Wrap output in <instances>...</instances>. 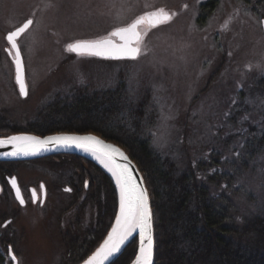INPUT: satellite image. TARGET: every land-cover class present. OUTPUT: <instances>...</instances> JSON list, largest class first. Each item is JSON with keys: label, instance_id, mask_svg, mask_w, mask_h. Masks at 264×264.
<instances>
[{"label": "rangeland", "instance_id": "obj_1", "mask_svg": "<svg viewBox=\"0 0 264 264\" xmlns=\"http://www.w3.org/2000/svg\"><path fill=\"white\" fill-rule=\"evenodd\" d=\"M206 2L0 0L2 50L8 45L5 35L32 20L18 40L28 87L24 101L15 100L9 88L15 76L11 59L4 52L0 55V97L8 99V106L16 104L12 106V125L25 132L22 129L27 121L56 94L65 95L80 84L96 88L108 81L116 83L122 74L133 90L151 93L158 110L152 145L160 151L172 153L170 149L179 146V151L192 156L216 138L217 132L241 134L246 125L248 129L264 122V84L259 82L264 78L261 3L217 0L215 8L207 12L201 8ZM155 10L167 11L170 19L155 27L145 23L139 27L144 36L141 54L135 60H104L65 51L69 43L101 38ZM236 111L242 112L235 117ZM72 154L48 155L60 158L64 171H48L49 160L44 159L14 166L26 189L37 186L40 180L51 187L42 208L29 200L21 207L13 199L0 196V219L4 215L12 218L9 227L14 232L11 250L16 264H66L68 241L94 230L100 213L96 198L84 192L79 197L70 196L53 186L56 182L64 186L68 177L76 182L77 175L88 167L83 160L87 157ZM84 180L88 181L86 177ZM251 182L256 184L254 179ZM115 197L116 211V189ZM263 197L260 193L261 201ZM0 250L4 264H14L9 249Z\"/></svg>", "mask_w": 264, "mask_h": 264}, {"label": "trees", "instance_id": "obj_2", "mask_svg": "<svg viewBox=\"0 0 264 264\" xmlns=\"http://www.w3.org/2000/svg\"><path fill=\"white\" fill-rule=\"evenodd\" d=\"M259 1L264 10V0ZM216 5L217 0H208L201 8L211 12ZM259 82L264 84V78ZM114 83L96 88L80 84L65 95L56 94L22 131L37 135L92 131L127 150L150 196L154 264H264V200H260V193L264 196V122L248 129L246 125L241 134L217 132L214 139L219 140H210L192 156L179 151V146L170 149L172 153L160 151L152 145L158 110L151 93L133 90L123 74ZM241 112L236 111L235 117ZM83 160L88 167L77 175L76 190L70 196L84 192L86 177L88 194L96 198L100 213L94 230L68 241L66 264H79L95 250L115 213L111 177L97 163ZM136 249L137 239H133L112 264H123L122 259L129 264ZM0 264H4L1 250Z\"/></svg>", "mask_w": 264, "mask_h": 264}, {"label": "snow or ice", "instance_id": "obj_3", "mask_svg": "<svg viewBox=\"0 0 264 264\" xmlns=\"http://www.w3.org/2000/svg\"><path fill=\"white\" fill-rule=\"evenodd\" d=\"M169 19L170 17L167 18ZM118 38L120 39L119 44L112 39L77 41L67 44L65 51L79 53L86 50L93 56L105 59L135 60L141 54L142 37L133 35L129 39L118 34ZM16 83L20 95L26 96L22 68L17 71ZM72 147L89 153L110 173L117 195V210L114 213V222L111 223L110 230L107 231L106 237L98 247L82 259V264H106L107 261L121 253L122 247L129 241V238L133 237L134 233L138 234V247L134 251V258H129V264H153L154 213L150 196L139 169L120 148L91 134L60 133L43 137L15 134L0 138V149L10 148L9 151H0V156L13 158L34 156L50 148ZM9 184L16 193V199L23 205L24 200L20 194L17 179L10 176ZM84 185L87 189L90 182L86 180ZM41 191H44L43 185H41ZM65 191H70V189L66 188ZM33 202H37L35 190H33Z\"/></svg>", "mask_w": 264, "mask_h": 264}, {"label": "flooded vegetation", "instance_id": "obj_4", "mask_svg": "<svg viewBox=\"0 0 264 264\" xmlns=\"http://www.w3.org/2000/svg\"><path fill=\"white\" fill-rule=\"evenodd\" d=\"M162 12L168 13L167 11H164V10H162ZM29 27H28V29H29ZM6 35H5V39L8 43ZM19 38L17 39V44H18ZM18 48L20 50L19 44H18ZM1 52H4L6 54V56L11 59L13 69H14V64H13L14 52H13V49L10 47V44L8 43V45L6 47H4L3 50L0 48V55H2ZM26 85H27V83H26ZM9 88L15 94V100L17 99L18 102L24 101L28 96V87H27V95L25 97H22L20 95L18 85L15 81V78H14L13 87H9ZM7 101H8V99L6 97H3V96L0 97V136H9L11 134L21 132L20 128H18L16 125H12V122H11V120L13 119V118H11V116H12L11 113H13L12 106H16V104H10V106H8ZM41 159L49 160L48 164L50 166L45 167V168H47L48 171H50V172L64 171L65 170L64 162L61 161V159L58 157L57 158L56 157L49 158V156L48 157L46 156V157L31 159V160L0 162V196L3 199H7V200L13 199V201H15L21 207L26 206L28 203V200H29L30 204L33 206L39 205L40 208L45 206L46 203L48 202V198L50 195V190H51L50 185L47 182L40 180L38 182L37 186L29 185L26 189L23 186L20 178L18 177V175L16 173V169L14 167L15 165H18V164L32 163V162H35V161H38ZM8 164H10V165H8ZM58 173H61V172H58ZM10 176L15 177L17 179L18 187H19L20 193L22 195V198L24 200L23 205H21L19 203V201L16 199L14 190H12L10 187V184H9V177ZM67 179H68V182L64 186H63V182H58V183L56 182L55 184H53V186H56L55 188L63 189L64 192H66V194H68V195H73L74 191L76 190L77 181L71 182L72 181L71 177H68ZM84 181H86V180H84ZM41 185L44 186V191H41ZM66 188L70 189V191H65ZM33 190H35V192L37 194V202L36 203L33 202ZM83 190H84L85 196L88 195L89 187L86 189L85 185L83 184ZM11 222H12V218L7 217V215H4L2 217V219H0V248H7V249L13 248L14 239L12 238V233H14V232L9 227ZM76 239L77 238H74L73 240H76Z\"/></svg>", "mask_w": 264, "mask_h": 264}, {"label": "water", "instance_id": "obj_5", "mask_svg": "<svg viewBox=\"0 0 264 264\" xmlns=\"http://www.w3.org/2000/svg\"><path fill=\"white\" fill-rule=\"evenodd\" d=\"M168 17H170V14L166 13V12H162V10L151 11V12H148V13H146L144 15L139 16L138 18H136L134 21H132L128 25H125V26H122V27H119V28H116V29L112 30L106 36H103L101 38H96V39L76 40V41H74L72 43H75L77 41H103V40H107V39H112L117 44H119L120 43V39L118 38V34H119V36L126 37V38H129V39L133 35H138V36L142 37V39H143L144 35L139 30V27L141 25H143L145 23L147 27H155V26H157L159 24L164 23L167 20ZM31 23H32V20L28 19L23 24H21L20 26L15 28L14 30L8 32L7 35H6L8 43L10 44V47L13 49V52H14L13 64H14V71H15V76H14L15 81H16L18 69L22 68V77H23V81H24V84H25L26 92H27V85H26V79H25L24 63H23V58H22L21 52H20V50L18 48L17 39L28 29V27L31 25ZM263 25H264V23H263ZM74 54L80 55V56H93L86 50H82L81 52L74 53ZM93 57H96V56H93ZM96 58H100V59H104V60H115V61L116 60H132V59H105V58H102V57H96ZM60 133L80 134V135H87V134L94 135V136L100 138L101 140H104L106 143H110L113 146L120 148L126 155L129 156V158L131 159L132 163L136 166V168L139 169V167L136 164V162L134 161V159L129 155L127 150L122 145H120L119 143L115 142L114 140L105 138L104 136H102L100 134H97L95 132H92V131H87V132L65 131V132L49 133V134H45V135H37V134H33V133H28V132H18V133H14V134H11V135H15V134H31V135H36V136L43 137V136H48V135L60 134ZM4 137H7V136H0V138H4ZM9 150H10V148L0 149V151H9ZM83 152L84 151H82L80 149H77L75 147H72V148H50V150L41 151L37 155H34V156H27V157L21 156V157H15V158L7 157V156H0V162L31 160V159H37V158H41V157H46L48 155L62 154V153H74V154H81V155L85 156L83 154ZM139 172H140L141 176H143L141 171H140V169H139ZM144 186L146 187L145 181H144ZM14 193H15V191H14ZM15 196H16V193H15ZM153 234H154V229H153ZM133 239H137V242H138V234L134 233L133 237L129 238V241H127L126 244L122 247L121 253L125 250V248L128 246V244ZM137 247H138V245H137ZM9 251H10V255L12 257H14L12 250L9 249ZM121 253H119L117 256L113 257L111 260L107 261L106 264H112L118 258V256ZM154 255H155V242H154V245H153V256H152L153 264H154ZM14 264H16V258L14 259ZM80 264H82V263H80Z\"/></svg>", "mask_w": 264, "mask_h": 264}, {"label": "bare ground", "instance_id": "obj_6", "mask_svg": "<svg viewBox=\"0 0 264 264\" xmlns=\"http://www.w3.org/2000/svg\"><path fill=\"white\" fill-rule=\"evenodd\" d=\"M83 154L87 157V158H90L93 162L97 163L99 166L102 167V165H100L89 153H86V152H83ZM103 168V167H102ZM103 170H105L103 168ZM106 171V170H105ZM107 172V171H106ZM108 173V172H107ZM110 175V173H108Z\"/></svg>", "mask_w": 264, "mask_h": 264}]
</instances>
